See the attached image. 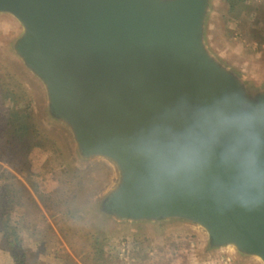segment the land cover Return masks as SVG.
<instances>
[{
    "label": "water",
    "instance_id": "water-1",
    "mask_svg": "<svg viewBox=\"0 0 264 264\" xmlns=\"http://www.w3.org/2000/svg\"><path fill=\"white\" fill-rule=\"evenodd\" d=\"M215 0H0L8 48L46 90L81 162L117 183L112 226L190 224L209 250L264 264V84L215 54Z\"/></svg>",
    "mask_w": 264,
    "mask_h": 264
},
{
    "label": "rangeland",
    "instance_id": "rangeland-1",
    "mask_svg": "<svg viewBox=\"0 0 264 264\" xmlns=\"http://www.w3.org/2000/svg\"><path fill=\"white\" fill-rule=\"evenodd\" d=\"M215 1L217 8L207 24L209 45L215 54L241 73L250 86L261 87L264 84V40L245 29H242L245 33L237 35L241 27H248V20L241 13L229 16L223 1ZM250 1L262 3L264 0ZM261 20L260 15L254 18L257 25ZM18 29L13 20L0 17V81L2 83L4 79L9 86L7 90L13 95L11 101H5L6 104L0 98V125L8 113L6 109L21 110L27 125L39 130L41 147L38 149L33 145L28 152L17 146H7L5 152L0 151V168L11 172L23 183L11 205L12 214L23 221L22 246L12 251L3 250L0 246V255L8 252L15 264V255L20 256L23 251L34 253L38 240L43 239L45 253L41 254L37 264H82L69 243L76 234L69 230L68 239L60 230L63 225L82 227L85 224L90 227L88 230L85 228V232L98 231L102 239L109 238L103 243L108 264H259L252 259L239 258L228 248L209 250L206 234L190 224H150L130 228L100 222L90 204L115 186L118 181L116 172L102 160L81 162L66 128L51 121L46 113L47 97L43 84L9 56L8 48ZM2 91L0 86V97ZM35 128H30L31 132H37ZM64 164L74 170L75 176L61 173ZM76 191V198L71 203L74 210L62 222L61 194L69 196ZM50 225L56 238L49 232ZM125 232L137 235L147 257L142 258L137 251H131L127 242L121 240L126 237ZM66 254L70 257L64 259ZM0 263L7 264V259L0 256Z\"/></svg>",
    "mask_w": 264,
    "mask_h": 264
},
{
    "label": "trees",
    "instance_id": "trees-1",
    "mask_svg": "<svg viewBox=\"0 0 264 264\" xmlns=\"http://www.w3.org/2000/svg\"><path fill=\"white\" fill-rule=\"evenodd\" d=\"M222 1L225 6L226 14L232 16L241 13L248 20L246 23L248 27H241L239 33H236L237 35L242 34L244 32L242 29H245L256 38L264 40V1L262 3H253L250 0ZM257 15L262 16V20L258 25L254 21V18ZM0 86L3 87L2 96L0 98H2V103L6 104L5 101L8 99L11 101L13 95L9 92L10 90H7V88L9 89V86H6L4 79L2 80V83L0 81ZM11 105H13V103ZM6 111H8V113L4 115L3 124L0 125V151L5 152L7 146H17L20 149L28 150V152H30L31 146L33 145L40 149L41 137L38 135L39 130L34 126L29 127V125H27L28 121L24 120L25 117L23 112L21 110H15L14 108H8ZM30 128H35L37 132H31L32 129ZM61 173L64 175L74 174L75 176L74 170L67 167L65 164L62 165ZM79 179L81 180L80 177ZM62 183L66 184V182ZM22 184L23 183H21L14 174L0 168V246H2L3 250L12 251L14 248L22 246L23 240L21 235L23 232V221L21 217H15L11 212V205L17 194L18 188L21 187ZM77 192L78 191L69 196L61 194L63 201L59 204H62L60 208L62 215V218L60 219L62 222L65 221L67 215H71L73 212L74 207H72L71 203L72 200L76 198ZM48 227L52 237L56 238V233L54 232L53 227L51 225ZM85 228L87 229L90 227L85 224H83L82 227H68L63 225L60 231L65 234V237L69 234V230L76 234L72 239H69L68 237L66 238L69 239L73 252L80 258L82 264H108L107 253L103 247V243L109 241V238L105 237L102 239L101 236H99L100 232L98 231L89 230L85 232ZM125 234L126 237L121 238V240L127 242L131 251H137L142 255V258L147 257L145 255L147 252L144 250V246L137 235H135V233L131 234L126 232ZM114 237L115 235L112 239ZM38 241L34 253L23 251L19 256L12 252L15 255V264H37L41 254L45 253L44 240L39 239ZM69 257V254H66L64 259Z\"/></svg>",
    "mask_w": 264,
    "mask_h": 264
},
{
    "label": "crops",
    "instance_id": "crops-1",
    "mask_svg": "<svg viewBox=\"0 0 264 264\" xmlns=\"http://www.w3.org/2000/svg\"><path fill=\"white\" fill-rule=\"evenodd\" d=\"M23 238H25V236L23 237ZM33 245V244H32ZM34 246V245H33ZM2 258H6L7 259V264H13V260H11L12 259V257H11V254H9L8 252H3V253H1V255H0ZM1 264V263H0Z\"/></svg>",
    "mask_w": 264,
    "mask_h": 264
}]
</instances>
